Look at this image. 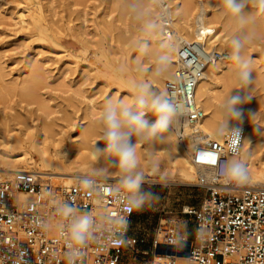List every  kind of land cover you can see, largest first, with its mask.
<instances>
[{
	"label": "rangeland",
	"instance_id": "rangeland-1",
	"mask_svg": "<svg viewBox=\"0 0 264 264\" xmlns=\"http://www.w3.org/2000/svg\"><path fill=\"white\" fill-rule=\"evenodd\" d=\"M214 1L209 0V10L215 9L230 22L221 31L227 41L237 35L243 41L248 38L244 55L251 61L253 79L244 89L250 99L242 107L254 111L264 126V30L258 32L256 25L251 26L248 30L252 33L241 37L242 24H231L232 17L224 11L221 0ZM137 3L139 0H0V153L19 157L45 127L61 129L59 133H66L68 139L73 134L70 125L88 124L90 110L97 113L92 117L97 120L107 99L130 101L131 89L142 82L133 73L142 70L144 79H148L156 69V60L147 52L151 40L146 15ZM36 6L45 19L43 27H48L44 32H35L27 20L23 23L19 18L21 13L28 15L26 9L34 10ZM247 9L253 22L262 21L264 26V14L253 7ZM152 17L155 20L156 13ZM235 73L228 96L240 90ZM40 126L44 129L39 130ZM95 137L101 139L100 131ZM156 152L159 158L152 161L153 165L148 162L150 166L137 170L145 171L141 190L157 198L147 197L148 203L134 211L128 233L137 243L125 251L120 264H154L155 255L173 256L175 264L185 262L184 244H177V248L155 245L159 220L174 223L188 217L182 213L183 207L201 200L205 190L195 186V168L190 182H181L170 164L163 162L165 157ZM98 166L95 172L102 175V164L98 162ZM7 176L0 174V179ZM48 181L62 186L58 179Z\"/></svg>",
	"mask_w": 264,
	"mask_h": 264
},
{
	"label": "built area",
	"instance_id": "built-area-1",
	"mask_svg": "<svg viewBox=\"0 0 264 264\" xmlns=\"http://www.w3.org/2000/svg\"><path fill=\"white\" fill-rule=\"evenodd\" d=\"M168 16L160 15L167 26ZM170 39V32L166 33ZM228 57L226 50L201 42H186L176 49V67L164 80L160 93L180 108L177 139L185 146L198 168H212L214 178L197 175L195 186L205 190L196 206L183 207L191 219V237L182 232L180 221L159 220L155 245L185 246L184 264H264V187H240L226 177L221 162L233 161L241 152L245 131L233 151L229 133L220 141L205 137L195 127L203 116L196 101L195 87L203 71ZM183 125L188 126L184 133ZM211 157L216 162L208 163ZM87 177L97 187L83 189L79 180ZM117 184L88 174H77L68 186L52 184L35 172L16 171L0 179V264H67V225L58 209L68 202L78 211L89 210L93 228L81 249L77 264H120L125 251L137 239L129 235L134 211L129 198L116 192ZM26 195V197H21Z\"/></svg>",
	"mask_w": 264,
	"mask_h": 264
},
{
	"label": "bare ground",
	"instance_id": "bare-ground-1",
	"mask_svg": "<svg viewBox=\"0 0 264 264\" xmlns=\"http://www.w3.org/2000/svg\"><path fill=\"white\" fill-rule=\"evenodd\" d=\"M210 4L209 0H199V2H196V0H139V4L137 3L140 11H144L146 15L145 18L148 22L146 23L148 24L147 29L149 30L151 40L150 47L147 51L149 56L156 60L160 54L164 53L168 55L170 63L161 74H158L156 69L155 71L153 70V73L148 74V79H144L145 77L142 74V70L136 71V73L133 74L136 75V79H142V82L151 84L157 91L161 90L164 82L163 80L165 78H170L176 67V49L181 44L203 41L207 46L223 48L228 53V57L225 61L210 66L203 71L195 87L196 101L203 110V116L195 126L200 132V134L194 138L195 143H200L205 137L220 141L223 134L226 133V131L218 133V127L226 119L224 102L228 97L229 88L235 81L234 71L236 69L229 58L230 41L228 42V39L221 34L224 26L230 22H226L227 18L225 21L221 13L215 11V9L214 11L211 9L209 10ZM32 7L31 4V8ZM26 10H28V15L19 14L20 20L23 21V23L27 20V23L36 29L35 32H41V30L44 32V28L47 29L48 27H43L46 24L43 23L45 19L43 21L39 6H36L34 10ZM155 13L157 18L153 20L152 16ZM245 13L246 19L243 21L232 16L230 20L232 21L231 24H242L244 33L241 37L244 36V34L248 37L249 33H252V31L248 30L251 26L256 25V28L259 29L258 32L264 30L262 21H257L258 23L253 22L252 14L248 11L247 7ZM160 15L168 16L167 26L163 27L161 25V21L159 20ZM25 16L27 19L24 18ZM218 23L220 24L217 25ZM167 32H170V39L166 38ZM46 34L48 33L45 32L44 35L46 36ZM91 106L93 107V105ZM87 113L89 114V116L88 114L87 116L91 118L88 124L77 122L70 125L73 134L68 136V139L64 137L66 133H59V130L60 132L62 131L61 129H56L58 131L57 133L54 128L52 130L51 127H48L47 130V127H45V130L43 126H40L39 130L44 129V131H40L39 137L35 134L38 139L36 138L37 140L34 139L35 141L33 140L30 143L28 147L29 150L23 149L24 151L18 155L19 157L0 153V170L5 171L0 174L9 176L16 171L35 172L39 174L43 180L44 178L60 180L62 186L70 185L74 176L77 174H88L102 179L107 177L105 180L117 184L116 182L119 174L114 160L107 155H101L98 158L93 157L94 146L101 144V147H103V145L102 140H97L98 138L95 137L99 136V118L96 116L97 119L94 116L97 119L94 120L92 117L93 114L97 115V113H94L92 110ZM256 117L254 111L245 109L242 122L245 126V131L241 144V152L233 161L243 160L245 162L250 179L247 183L239 185L240 187H264V126L259 124ZM147 118L151 119L152 117L149 115ZM179 124L180 121L178 119L175 120L169 131L163 135V139L146 142L138 148L141 156L138 168L144 170L147 164L148 166L153 165L152 161H155L156 157L159 158V155H155L156 150L154 149L158 147L164 150L162 154V151L160 152L159 150L160 156L165 157V161L163 162H166L168 165L170 164L172 169L177 172L181 182H187L192 179L194 177V172H196L195 170H197V174L204 175L208 180L214 178L215 172L212 168H198V166L192 163L187 153L188 150L185 149L184 145H181L176 137L177 128L180 127ZM183 131L184 133H188V126L183 125ZM261 134H263L262 137ZM261 141H263V144H261ZM28 151L30 152L28 153ZM159 152H156V154H159ZM27 154L29 155L28 157L26 156ZM99 159L100 161H98ZM97 161L102 164L100 167L103 173L102 175H98L95 172V168L99 167ZM148 162L152 163L149 165ZM147 170H149V168ZM146 172L150 173V171ZM226 181L230 180L225 177L223 182ZM21 197L25 198L26 195H21ZM153 263L175 264L173 256L164 257L162 255H155L153 257Z\"/></svg>",
	"mask_w": 264,
	"mask_h": 264
},
{
	"label": "clouds",
	"instance_id": "clouds-1",
	"mask_svg": "<svg viewBox=\"0 0 264 264\" xmlns=\"http://www.w3.org/2000/svg\"><path fill=\"white\" fill-rule=\"evenodd\" d=\"M224 11L241 21L246 19V7H253L264 14V0H221ZM147 49V45H144ZM230 60L236 69L239 91L231 93L225 100L226 119L219 125L218 133L228 132L232 149L240 139V124L245 109L242 105L250 98L244 89L252 83L251 61L244 55V41L233 37L230 41ZM167 54L156 59V72L163 73L169 65ZM180 108L169 101L162 93L146 82H139L131 89L130 101L107 99L99 113V125L102 145L93 149V157L101 155L111 157L118 172L116 192H124L129 198V212L139 211L148 202L147 197L157 198L152 192H144L141 186L144 174L138 171L140 153L138 148L150 141L163 139L175 120L179 118ZM151 119H148V116ZM224 175L233 183L243 185L250 179L247 165L243 160L223 161ZM107 179V177H105ZM83 189H95L97 185L87 177L79 180ZM59 214L70 223L67 225L68 244L66 245L67 264H77L81 249L86 244L94 224L89 210L78 211L73 204L65 202L58 209Z\"/></svg>",
	"mask_w": 264,
	"mask_h": 264
},
{
	"label": "crops",
	"instance_id": "crops-1",
	"mask_svg": "<svg viewBox=\"0 0 264 264\" xmlns=\"http://www.w3.org/2000/svg\"><path fill=\"white\" fill-rule=\"evenodd\" d=\"M200 202V200L199 201H197V202H195V203H193V204H190L191 206H196L198 203ZM180 221V228H181V231L182 232H186V235H187V237H191V235L189 236V229H190V225L191 224H189V223H191V219L189 218V217H184L182 220L180 219L179 220ZM192 232V231H191Z\"/></svg>",
	"mask_w": 264,
	"mask_h": 264
},
{
	"label": "snow or ice",
	"instance_id": "snow-or-ice-1",
	"mask_svg": "<svg viewBox=\"0 0 264 264\" xmlns=\"http://www.w3.org/2000/svg\"><path fill=\"white\" fill-rule=\"evenodd\" d=\"M206 162L215 164L216 159H215V157H211V158H210L208 161H206Z\"/></svg>",
	"mask_w": 264,
	"mask_h": 264
}]
</instances>
